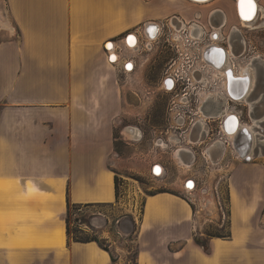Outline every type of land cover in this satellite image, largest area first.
<instances>
[{
	"label": "crops",
	"instance_id": "0c3cea01",
	"mask_svg": "<svg viewBox=\"0 0 264 264\" xmlns=\"http://www.w3.org/2000/svg\"><path fill=\"white\" fill-rule=\"evenodd\" d=\"M256 2L257 17L264 0ZM207 9L219 23L236 14L234 0H0V264H113L96 242L68 239L67 198L115 202L119 174L109 160L127 113L123 83L144 81L154 48L146 24L170 15L201 18ZM128 34L137 39L134 49L126 46ZM127 61L130 72L123 71ZM147 68L154 74L156 67ZM206 130L196 120L189 133L197 142L189 148L178 141L175 159L196 162ZM207 149L213 157L224 154L220 143ZM254 159L231 171V236L210 238L207 251L193 239L194 212L179 188L146 196L137 264H264V218L253 217L264 175ZM253 168L252 177L244 174Z\"/></svg>",
	"mask_w": 264,
	"mask_h": 264
},
{
	"label": "rangeland",
	"instance_id": "374dc122",
	"mask_svg": "<svg viewBox=\"0 0 264 264\" xmlns=\"http://www.w3.org/2000/svg\"><path fill=\"white\" fill-rule=\"evenodd\" d=\"M208 11L201 18L198 16H193L190 19L182 18L185 24L197 22L204 28L201 39H195L196 42L193 45L186 30L178 33L181 38L178 36L173 38L172 34H169L171 27H174L170 20L175 15L163 19L161 34L154 38V48L149 51L150 58L145 62V67L146 65L147 67L150 65L156 67L154 74L148 73L146 67L144 81L129 78L126 83L122 81L125 86V93L127 96L129 95L124 103L127 113L123 121L119 123L114 152L109 160L113 170L119 174L118 198L110 205L91 208L94 211V216L90 218L91 227L82 225L83 234H80L82 236L93 235V232L96 231L100 241L107 244L112 253L118 256V264H131L132 252L135 247V243L131 239L135 237V233L132 231L133 225L129 222V218L133 217L138 222L142 214L144 198L158 191H174L179 188L180 196H188L195 202L196 211L193 223L198 232L226 231L221 225V223L226 222V215H224L222 222L218 224L217 201L219 200L222 205L227 207L229 176L234 167L241 164L243 158L230 150L217 157H213L209 152L211 166L208 168L203 166L204 162H202V157L199 154L194 165H191V161L176 160L177 156L174 149L178 146V140L172 137L171 131L166 133V129L168 128L167 110L173 94L179 89L175 88L171 92L165 91L166 84L162 79L159 81V78L161 72L162 77L165 75L164 70L169 68L173 60H176L174 67H181V64L185 65V62H187V66L199 64L198 55L201 47L205 44L211 45L212 42L234 54L231 58L235 68L240 69L247 66L254 56L264 58V16L263 14L258 15L248 27L238 25V30L233 32V25L237 24L235 16L231 17L230 20L227 18V22L223 27L219 25V16H210V11ZM176 30H179V28ZM212 31L218 33L217 39L212 40L210 37L209 34ZM189 43L191 44L189 45ZM196 47L197 49L194 50ZM186 56L190 59L188 60ZM228 57H230L229 54ZM123 71L130 72L124 70V68ZM218 74L217 71H213L209 67V92H217L223 89ZM262 79L260 78L258 81L260 85L264 81ZM134 91L137 94L133 93ZM255 97L264 100V95L261 92ZM199 100L198 98L197 102ZM192 104L196 107V103ZM197 105L200 106L199 103ZM212 105H209V103L203 104V110L205 107L212 108ZM260 108L262 109V106ZM260 108L250 111V108L244 106V104L230 102L226 105V112L235 111L240 113L241 122L244 125L252 124V119L264 124V111L260 114ZM192 117L196 118L197 116L190 114L186 118V122L188 123ZM213 117L209 118V128L206 130L208 134L206 143H204L206 147L211 143L214 137L212 133L216 132L222 119V115ZM263 124H261L262 127H264ZM132 127L139 131L136 138L126 134L125 129ZM258 131L256 129L254 131L252 154L248 159L255 158L251 162L252 164H259L263 176L264 152L262 150H264V136L260 137L263 134H259ZM158 138H160V141H158ZM255 151H258V153L255 154ZM206 152H208V149H206ZM155 165L163 168L162 175H160V172H153ZM151 166L152 169H150ZM256 171L253 168L245 171L244 174L252 177ZM187 180H194L198 189L203 187L204 190L196 189L192 194H187L186 191L192 190L195 184L193 183L188 188L185 182ZM262 184L260 182V187L264 189ZM261 196L260 207L253 212V217L264 218V190H262ZM117 219H120L121 222H118Z\"/></svg>",
	"mask_w": 264,
	"mask_h": 264
},
{
	"label": "built area",
	"instance_id": "2783aa9c",
	"mask_svg": "<svg viewBox=\"0 0 264 264\" xmlns=\"http://www.w3.org/2000/svg\"><path fill=\"white\" fill-rule=\"evenodd\" d=\"M175 20L177 21L178 19L176 18V19H174V21ZM179 22H181V21H179ZM192 24H195V26H197V27H202L197 22H191L189 24H186V26L180 28L179 30H176V28L171 27L172 29L169 30V34H172L173 38L176 36L181 38V36L178 33L182 30H186L188 32L187 34L190 37V41L192 42V45H193L196 42L194 40L195 39H201L202 35L199 37H192V35H191V25ZM146 26H147V29L148 28L152 29V30L154 28L157 29V33L155 35L156 38L161 34L162 24H156V23L152 22V23L146 24ZM211 34H213V31L209 34L210 37H212ZM128 35H126V36H128ZM190 44L191 43H189V45ZM209 45L210 44H205L203 47H201V50H200L199 55H198V58L200 60L199 64H197L195 66H192V65L187 66L188 64L186 65L187 62H185V65L181 64V67H179V66L174 67L176 60H173V62L169 65V68L164 70L165 75L162 77V81L166 84V86L164 87L165 91L171 92V91H174L175 88L179 89V91H177V92H175V94H173L171 102H170V106L168 107V110H167L168 128L166 129V133L168 131H171V134H173V136H172L173 138H176L178 141L181 140L182 142L185 143V145H188L189 148H192V146L196 143V142H192L195 140H193L190 137V133H189V130L194 125L196 120H201L207 126V129L209 128V118H211V117H209L207 115V112H205L203 110V104L208 102V98L210 95L223 96L226 99L227 103H230V102L231 103L236 102L237 104L240 103V101H237L236 97H233L232 94L230 95V93H228V90L225 88L224 76L221 74H218V75L221 78L223 89L221 91H217V92L216 91L215 92H209L208 69L211 66L208 65L206 58H205V53H206L207 49L210 47ZM176 47H177V45H176ZM196 49H197V47L194 50H196ZM224 50L227 51L226 49H224ZM186 58L188 60L190 59L188 56H186ZM229 61H230V64L232 66L233 73H237L241 68L239 69V68L234 67L235 65L233 64L231 57H230ZM128 64H131V61H127L124 64V70L131 71L132 67L129 70L126 69V66ZM213 71H214V69H213ZM198 98L200 100L197 102ZM192 103H196V107L193 106ZM197 103H199L200 106H198ZM228 113H230V115H229L230 118L234 117L237 121L241 122L240 113H237L235 111H230ZM190 114H192L193 116H197V117L196 118L192 117L190 119V121L187 123L186 118ZM222 121H223V117H222L221 121L219 122V125H218L216 132L214 131V133H212V135H214V137L212 138L211 143H209L207 145L208 147H206V149L212 147L215 143L218 142L221 145H223L224 153L227 152V150H230L231 152H234L236 155H238V154L240 155V153L237 151V147L239 145L238 141H237L238 145L236 147V140L233 137H230L232 135H230L224 131ZM239 122H237V123H239ZM207 138H208V134L206 133L205 137L203 138L205 143H206ZM158 141H160V138H158ZM206 149L204 151L200 152V156L202 157V162H204L203 166L205 168H208L211 166V162H210V156L206 152ZM239 157H242L245 160H249L248 159L249 156H246V155H244V156L240 155ZM194 163H195V161H193V164H191V165H194ZM194 183H195V181H194ZM196 189H198V186H196V183H195L193 185L192 190H189L186 192H187V194H192V192L196 191ZM198 190L203 191L204 189H203V187H200ZM184 198L189 203L193 204L195 207V202H193L190 199V197L184 196ZM217 204H218L217 206H218V211H219V221L221 223L224 215H226V214L224 211V206L221 204V202L219 200L217 201ZM195 211H196V207H195ZM195 211H194V214H195ZM221 224H223V223H221Z\"/></svg>",
	"mask_w": 264,
	"mask_h": 264
},
{
	"label": "bare ground",
	"instance_id": "6f19581e",
	"mask_svg": "<svg viewBox=\"0 0 264 264\" xmlns=\"http://www.w3.org/2000/svg\"><path fill=\"white\" fill-rule=\"evenodd\" d=\"M191 2H197V3H203V2H208V1H212V0H190ZM236 2H237V0L235 1V4H236ZM239 4V7L241 6V15H242V17L243 18H246V17H249L248 18V21H251L253 18L255 19V12H256V14L258 13V9L260 10V7L257 5V2H256V0H251V8L249 7V0H240V3H238ZM235 9H236V5H235ZM245 10H246V12H245ZM254 15V16H253ZM235 16H236V14H235ZM253 16V17H252ZM252 17V19H250ZM243 18H242V20H243ZM237 19V18H236ZM250 19V20H249ZM241 21V19L240 20H238L237 19V22H238V24H234L233 25V28H237L238 29V25L239 26H241V27H244L243 25L245 24V25H249L250 24V22H247V23H245L244 22V24L242 23V22H240ZM219 22H220V20H219ZM226 22H227V20H225L223 23H219V25H222V26H225V24H226ZM170 23H171V20H170ZM172 24V26H174V28H176L177 29V27L173 24V23H171ZM191 27H192V29H196V28H201V27H197V26H195V24H192L191 25ZM180 29V28H179ZM152 32V34H149V32ZM146 33H147V36H150L151 35V37H155V35H156V33H157V29L156 28H154L153 30L152 29H147V31H146ZM214 33H216V31H213V34H211L212 36H216V34H214ZM191 35H192V37H199V33H193V31H191ZM129 37H131V38H133L132 39V41L130 42L129 41ZM136 40L137 39H135V37L133 36V35H130V36H128L127 37V39H126V46L127 47H129L130 49H134L135 48V44H136ZM213 43V42H212ZM216 44V43H215ZM106 45H107V49H109V50H112L113 49V44L112 43H110V42H107L106 43ZM210 47L207 49V51H206V53H205V58L207 59V61H208V65L209 66H211L215 71H217L219 74H221V75H223V73L224 72H227V68H228V63H227V61H226V55L223 57L222 56V53L224 52V49H219V45L217 46V44H216V46L213 44V45H209ZM215 47L218 49V50H221L222 52H221V56H222V58H223V61L222 60H220L219 59V57L218 58H215V59H213V57H212V55L210 54L209 56H208V52L209 51H213V49H215ZM226 52H228V51H226ZM224 54V53H223ZM227 54V53H226ZM230 55V57L232 56V55H234V54H229ZM109 56H111V58H113L114 57V59H113V61H115L116 60V54L115 53H111ZM217 57V56H216ZM230 57H229V59H230ZM217 59H219L218 61H216ZM229 63H230V61H229ZM222 66V67H221ZM131 67H133V64H132V62H131V64H128L127 66H126V69L127 70H129ZM230 67H231V70H232V66H231V64H230ZM242 69V68H241ZM241 69L237 72V73H233V70H232V76H233V74H239V72L241 71ZM224 76V75H223ZM254 76H255V73H254V69H253V67H252V74H251V69H250V73H249V76L247 77V80H246V82L243 84V88H244V94L242 95V96H240V98H242L243 100H247V98H246V94H248V92H249V89L252 87V83H253V81H255V79H254ZM252 77V78H251ZM233 78H235V77H233ZM224 79H225V77H224ZM232 79V78H231ZM236 79H238L237 77H236ZM226 88V87H225ZM236 91H237V89H236ZM248 91V92H247ZM215 96V95H214ZM215 99H217V103L219 102L220 104H221V102L219 101V99H218V97L217 96H215ZM208 100H209V98H208ZM244 104H245V102H243ZM228 103L226 102V105H227ZM226 105H225V111H223V112H221V111H219V113H218V116H220V115H222V117H223V121H222V123H223V129H224V131L226 132V133H228V134H230V135H232V136H230V137H233L235 140H238L239 141V139L241 140H246V142H242L243 144H242V148L244 149V152H245V155L246 156H249V157H251V154H252V145L254 144V135H255V125H258V122L256 121V120H254V119H252V124H250V125H243V126H240V124L238 125V124H236V123H234L233 122V118H230V113H227L226 112ZM213 106V105H212ZM217 116V117H218ZM214 118V117H213ZM226 118V119H225ZM227 120H231V121H229V122H227ZM126 130V134L128 135V136H130V137H137V135H139V131H138V129H136V128H134V127H132V128H126L125 129ZM215 144H219L218 142L217 143H215ZM241 144V143H240ZM238 144H237V141H236V146H237ZM210 151V150H209ZM242 151V150H241ZM240 151V152H241ZM209 153V152H208ZM255 154L256 153H258V151L257 152H254ZM177 154H178V152L176 153V156H177ZM211 154V153H210ZM256 156V155H255ZM183 163V162H182ZM154 165V164H153ZM152 165V166H153ZM152 166H151V168L150 169H152ZM153 172L154 173H159L160 172V175H162V172H163V168L161 167V166H157V167H154L153 168ZM262 180H263V183H264V176H263V178H262ZM191 182H189V183H187L186 184V187H188L189 185H192L193 183H194V181H192V180H190ZM186 182V181H185ZM189 188V187H188Z\"/></svg>",
	"mask_w": 264,
	"mask_h": 264
},
{
	"label": "flooded vegetation",
	"instance_id": "af4514ba",
	"mask_svg": "<svg viewBox=\"0 0 264 264\" xmlns=\"http://www.w3.org/2000/svg\"><path fill=\"white\" fill-rule=\"evenodd\" d=\"M235 1L236 0H234V9H235V5H236L235 13L237 14V11H239V17H241L240 18L241 19L240 22H242L243 24H244V22L245 23H247V22H250L251 23L254 20V18L252 19V17L254 15L250 18V19H252L251 21H248V18H243L242 15H241V6L239 7V4L237 5V3H240V1L237 0L236 4H235ZM208 2H203V3L193 2V3H195V4L196 3L197 4H206ZM237 6H238V10H237ZM258 11H259V9H258ZM245 12H246V10H245ZM213 13H218V11L217 12H213ZM262 13L264 15V11ZM255 16H256V14H255ZM242 18H243V20H242ZM174 19H176V18H173L171 20V23H173L174 25H177L176 26L177 28H182V27L186 26L184 20H183V22L182 21L179 22L180 21L179 19H178L179 21L178 20L177 21L176 20L174 21ZM245 26H248V25H245ZM191 31H193V33H199V36H201L203 34V32H204V28L201 27V28L192 29V27H191ZM149 34H152V32L150 31ZM214 34H216V36L215 37L214 36L211 37L213 40L218 38V33L216 32ZM213 44H215V43H211V45H213ZM219 48L220 49H225V48H223L221 46H219ZM214 50L215 49H213V51H209L208 52V56L211 54L212 57H213V59L219 57V59L223 61L222 56L223 55L224 56L226 55L225 57H226V61L228 63V68H227V72H224L223 75L225 77V87L228 90V93H230V95L232 94L233 97H236L237 98V101H240V103H239L240 105L241 104H244L243 102H245L246 104H244V106L249 107L250 108V111H252V110H254V109L258 108V107L260 108L262 106V109L260 108L261 109L260 110L261 112H259L261 114L264 111V100H263V98L262 99H260V98L257 99L255 96L258 95L260 92L264 95V81L261 82V85L258 82L260 80V78L261 79L263 78L262 80H264V58H262V57H256V56L252 57L251 58V62L248 63L247 66L242 67V69L239 72V74H233V76H232V70H231V67H230L229 60H228L229 59L228 54H231L232 52L231 51L230 52L229 51L226 52L224 50V52H223L224 54L222 53V56H221L220 55L221 53L218 54ZM219 59H217L216 61H218ZM206 61H207V59H206ZM207 63H208V61H207ZM252 67H253L254 73H255V76H254L255 81H253L252 87L249 89V92L247 91L248 92V94H246L247 100L245 101L242 98H240V96H242L244 94V91L245 90L243 88V84L246 82L247 77L249 76L250 69H251V74H252ZM233 77H235V78H233ZM236 77L238 79H236ZM236 89H237V91H236ZM255 92H257V93H255ZM215 96L218 97V99L221 102V104L219 102L218 103L216 102L217 99H215ZM215 96L214 95H210L209 96V100H208L209 105H212L213 104V107L212 108H209V109L207 107H205V111L208 110L207 115L209 117H213V116L217 117L219 111H221V112L225 111V108L224 107H225L226 102H227L226 99L223 96H220V95H215ZM209 113H212V114H209ZM229 121H231V120H227V122H229ZM256 121L258 122V125H255L254 127H255V129L257 131L259 130L258 131L259 134H263L260 137H263L264 136V127L261 126V124H263V122H259L258 120H256ZM236 124L239 125L240 123H237L236 122ZM243 125L244 124H242V125L240 124V126H243ZM236 141H238V140H236ZM239 141L240 142H243V141L246 142V140H242V139L241 140L239 139ZM239 141H238V143H239ZM242 144L243 143H241V145ZM262 151L264 152V150H262ZM255 152H257V151H255Z\"/></svg>",
	"mask_w": 264,
	"mask_h": 264
},
{
	"label": "trees",
	"instance_id": "16d2710c",
	"mask_svg": "<svg viewBox=\"0 0 264 264\" xmlns=\"http://www.w3.org/2000/svg\"><path fill=\"white\" fill-rule=\"evenodd\" d=\"M118 180L119 177L117 175L114 176V188H115V201L118 198ZM227 207L224 206V211L227 217V220L225 223L221 224L222 227L226 231H210V232H204L200 233L198 231H195L193 234V239L196 244L200 245L205 251L209 248V240L212 237H220V238H230L231 233L229 229L230 225V209H229V196L227 194ZM111 203H73L67 198L66 203V214H65V226H66V234L68 236V239L73 240L75 242H89L94 241L98 244L99 247L106 250L110 258L113 262V264H117L118 257L112 251L109 249V246L103 242L100 241L98 236L96 235V231L93 232V235H85L82 236L80 234H83V229L81 228L82 225L91 227L90 218L94 216V211L91 210V208H97L102 206L110 205ZM193 212L195 211V207L193 204L189 203ZM74 216V217H73ZM73 217V218H72ZM141 219V217H140ZM135 221L133 217L129 218V222L133 225V233H135V237L131 239L132 242L135 243V247L132 252L131 257V264H137V254L138 249L136 246V240L138 236L139 231V222ZM118 222H121L120 219H117ZM220 224V221L218 222Z\"/></svg>",
	"mask_w": 264,
	"mask_h": 264
},
{
	"label": "snow or ice",
	"instance_id": "6c2138e0",
	"mask_svg": "<svg viewBox=\"0 0 264 264\" xmlns=\"http://www.w3.org/2000/svg\"><path fill=\"white\" fill-rule=\"evenodd\" d=\"M249 7L251 8V0H249ZM246 18H249V17H246ZM132 39H133V38L129 37V41H130V42L132 41ZM112 59H114V57H113ZM189 186H191V185H189Z\"/></svg>",
	"mask_w": 264,
	"mask_h": 264
},
{
	"label": "water",
	"instance_id": "95a60500",
	"mask_svg": "<svg viewBox=\"0 0 264 264\" xmlns=\"http://www.w3.org/2000/svg\"><path fill=\"white\" fill-rule=\"evenodd\" d=\"M108 42L112 43L111 41H108ZM157 166H158V165H155L154 167H157ZM154 167H153V168H154ZM189 182H191V181H190V180H187V181H186V184L189 183Z\"/></svg>",
	"mask_w": 264,
	"mask_h": 264
}]
</instances>
